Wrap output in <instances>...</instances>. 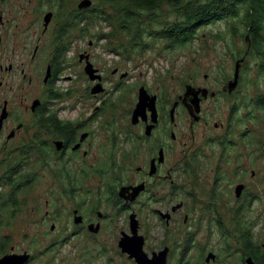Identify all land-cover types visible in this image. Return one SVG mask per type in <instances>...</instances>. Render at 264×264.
<instances>
[{
  "label": "rangeland",
  "instance_id": "374dc122",
  "mask_svg": "<svg viewBox=\"0 0 264 264\" xmlns=\"http://www.w3.org/2000/svg\"><path fill=\"white\" fill-rule=\"evenodd\" d=\"M208 1H161L149 19L153 20L147 21L146 28L161 32L169 23L182 22L183 14L191 5H204ZM93 2L103 3L107 8L106 16L88 22V30L83 36L75 32L73 37H69L68 48L60 56L61 63L68 64V68L63 67L58 73V95L55 102L61 108L57 112L58 117L80 121L87 119L84 123L91 131L90 150L93 153L90 163L99 158L108 160L107 152L111 153L115 147L118 150H114V158L126 157L130 143L124 133L130 124V111L137 101L140 85L151 91L161 89L172 93L175 92L172 87H177L182 81H205L220 85L232 76L235 61L233 55L242 57L245 53L240 92L231 100L233 104L240 105L238 115L241 118L247 115L233 123L231 138L227 135L231 147L226 153L227 161L223 167L228 173L225 182L230 177L236 178L234 159L239 153L234 146L241 143L239 150L242 158L239 159L240 168L237 170L245 171L244 179L249 189L247 202L240 207V202L234 199L233 186L229 190L224 184L216 185L220 190H227L222 197L218 194L212 205L218 212H204V209L188 202L204 188L207 191L208 185L213 187L210 172L213 164L211 146L210 141L205 139L202 141L205 154L199 179L198 176L195 179L189 178L187 173L178 170L176 175L180 178L181 187H170L169 183L166 186L169 194L165 201H182L184 212L188 213L187 218L184 220L181 212L166 225L164 219L153 217L140 206L136 217L141 225L138 233L144 236L145 252L150 254L151 250H157L164 242L171 248L168 264H244V239L253 246L258 257L264 258V68L261 67L264 61V33L263 44L260 38L262 50L254 46L247 50V30L240 24L246 11L256 16L254 8L245 1L235 7V15L224 13L212 18L213 14L194 29L190 40L181 44L176 45L158 34L145 32L143 50L128 46L127 51L115 52L112 48L120 46L118 38H128L126 31H119L118 28L116 37L112 36L114 26H118L115 20L121 12L110 6L115 3L114 0ZM259 18L264 25V13L259 14ZM231 27H234L232 29L237 34L243 33L242 36L232 35L234 32L230 30ZM258 34L261 37L262 32ZM83 47L91 52V61L98 67L100 75L104 76L102 83L105 90L100 92L98 98L89 93L88 86L94 83L83 70L86 63L80 66L74 56ZM203 74H207L205 80ZM99 104L102 105L100 115L91 116L94 107ZM223 109L226 111L225 104ZM224 112L220 119L215 117V120H224ZM232 114L229 112L231 122L236 116V110ZM211 130L219 132L215 128ZM242 130L245 134L239 139L238 134ZM103 131L111 132L109 137L103 139ZM177 135L181 137L179 131ZM39 156V163L35 164L34 159L33 167L21 170L26 177L18 178L16 184L20 186L15 190L17 198L13 202L5 198L14 196L10 194L15 186L12 181H4L0 185V249L3 247L6 253L11 251V247V252L26 251L30 257L25 264H134V260L128 258L127 253H121L117 246L120 231L129 233L128 215L111 214L108 202L99 203V209L108 212L109 218L98 233L75 231L71 212L73 205L68 203L62 188L69 178L65 171H71L72 176H76L79 168L75 162L80 159L63 155L44 160L42 155ZM111 162L107 161L109 165ZM15 172L17 170L10 173ZM103 175L98 173V176ZM140 203L144 204L145 200ZM52 223L53 230L50 229ZM208 252L216 255L215 261H204Z\"/></svg>",
  "mask_w": 264,
  "mask_h": 264
},
{
  "label": "flooded vegetation",
  "instance_id": "af4514ba",
  "mask_svg": "<svg viewBox=\"0 0 264 264\" xmlns=\"http://www.w3.org/2000/svg\"><path fill=\"white\" fill-rule=\"evenodd\" d=\"M80 1L0 0V185L9 180L15 185L10 193L14 196H6V200L13 198L14 201L15 197L17 198L15 190L20 186L16 184L19 182L18 178L26 177L21 170L33 167L34 159L35 164L39 163V155H42L44 160L63 155L69 158L76 156L80 159L75 162L79 168L77 175L72 176L71 171L66 170L69 178L62 188L68 203L73 205L72 223L76 232L96 234L101 230L105 220L109 218L108 212L99 209L101 201L108 202L111 214L122 213L128 215V219L132 213L135 216L139 214L140 206L153 217L164 219L166 225L181 212L185 220L188 213L184 212L185 205L182 201H165L169 194L166 186L169 183L170 187H181L180 178L176 175L178 170L187 173L189 178L195 179L198 176L199 179L205 154L202 141L206 139L210 141L211 146L210 156L213 164L210 172L213 187L208 185L207 191L204 188L198 196L188 202L204 209V212H218L212 205L218 194L222 197L227 190H220L216 185L224 184L229 190L233 186L234 199L237 203L240 202L241 207L249 196L248 184L244 179L245 171L237 170L240 168L239 159L242 158L239 150L241 143L234 146L238 148L236 151L239 153L234 159L236 178L230 177L225 182L228 173L223 166L227 161L226 153L231 147V140H227V135L231 138L233 123L241 121L247 115L246 113L241 118L238 115L240 105L233 104L231 100L240 92L245 53L242 57L233 55L235 61L232 76L220 85L208 84L205 81H182L177 87H172L174 93L161 89L151 91L144 87L149 97L142 113L137 116L136 122H131V114L138 101L137 92V101L130 111V124L125 129V139L130 143L126 157L114 158V150H118L115 147L111 153L107 152L108 160L99 158L98 161L95 159L94 163H90L93 153L90 150L91 131L84 123L87 119H62L57 116L61 108L55 103L58 95V73L63 67L68 68V64L62 62L64 66L62 65L60 56L68 48L69 37H73L75 32H78L80 37L83 36L88 30V22L105 18V6L102 2L95 4L91 0V5L78 7ZM240 2L229 0L224 4L226 13L232 16L231 11L236 9ZM90 44L89 42V46ZM90 54L91 52L83 47L78 49L74 56L80 66L88 60L97 69L95 74L100 75L98 67L91 61ZM80 55L83 56L82 59ZM237 61H240L239 73L234 88L230 90L228 82L233 78ZM112 73L115 71L112 70ZM100 77L103 93L104 76ZM206 78L207 74H203V79ZM90 81L94 84L88 86L89 93L98 98L101 93H92L91 88L99 80ZM187 86L193 88L192 93L186 92ZM203 89H206V92ZM152 96L154 97L151 102ZM223 104L226 105V111ZM101 108V104L96 105L91 116L98 117ZM235 110L236 116L231 122L229 112L232 116ZM222 112L225 119L216 121L215 117L220 119ZM214 128L219 132L211 130ZM177 131L181 133V137L177 135ZM110 133L103 131V139L109 137ZM244 134V130L240 131L239 139ZM113 143L116 145V142ZM107 161L112 162L109 165ZM15 170L17 172L10 173ZM251 172L253 175V171ZM98 173L104 175L98 176ZM238 184L243 187L237 196L235 187ZM121 188H126L122 196L119 194ZM187 194L188 197L191 196L190 193ZM142 200H145L144 204L140 203ZM74 213L81 217L79 223H75ZM95 225L99 226L98 231L92 232L91 229ZM53 228L52 223L50 229ZM138 228H141L140 222ZM122 232L124 231L121 230L120 234ZM244 241L246 243L247 240ZM164 246L168 247V264L171 248L164 242L157 250L151 252ZM10 250L13 251V247ZM243 252L244 264L248 256L256 264H260L256 253H248L245 247ZM240 258L242 260V257ZM215 259L216 255L212 261Z\"/></svg>",
  "mask_w": 264,
  "mask_h": 264
},
{
  "label": "trees",
  "instance_id": "16d2710c",
  "mask_svg": "<svg viewBox=\"0 0 264 264\" xmlns=\"http://www.w3.org/2000/svg\"><path fill=\"white\" fill-rule=\"evenodd\" d=\"M115 3L113 5H110L114 9L120 10V15L117 18L116 23L118 26H114V29L112 31V36L116 37V30L117 28L119 31H126L128 38L126 40L118 38L120 46L116 45V47H113V51H119V50H126L127 47L133 48L135 50H143L145 48L144 45V34L145 32L158 34L160 37H164L167 41L172 42L173 44H181L184 42H187L190 40L192 33L194 29L201 24L205 22V20L212 17L214 14V17L219 16L221 14L226 13L225 5L228 3L229 0H209L204 5H191L189 9L185 11L183 14V20L182 22H175V23H169L165 29H163L161 32H155L150 31L146 28L147 21L151 18V15L157 10V5L164 0H114ZM241 2L248 1L249 4H251V7L254 8V11L256 13V16H253L252 13L246 11V16L243 18L240 24L242 26H245L244 30H247V44L249 47H247V50L250 49L252 46L256 48L257 50L262 46L260 44H263V33H264V25L263 23H260L259 14L264 13V2L263 0H239ZM106 10V8H103ZM103 10L104 17L106 16V11ZM233 15L236 13V9H233L231 11ZM144 14V16H143ZM228 14V12H227ZM153 20V19H151ZM149 20V21H151ZM250 24L253 26L251 27ZM262 26V27H261ZM250 27V29H247ZM234 27H231L230 30L234 33L232 35L242 36L243 33H236V30L232 29ZM253 28V30H252ZM261 31L262 35L259 36L258 32ZM261 38V43H260ZM134 45V47L132 46ZM246 50V52H247ZM258 53L261 54V52L258 51ZM262 68H264V61H262ZM13 198L8 199V201H12ZM245 248H247L248 253L255 254V249L249 244L247 241L245 243ZM5 249L1 247L0 249V255L4 254ZM258 262L260 264H264V258L261 256L258 259Z\"/></svg>",
  "mask_w": 264,
  "mask_h": 264
},
{
  "label": "water",
  "instance_id": "95a60500",
  "mask_svg": "<svg viewBox=\"0 0 264 264\" xmlns=\"http://www.w3.org/2000/svg\"><path fill=\"white\" fill-rule=\"evenodd\" d=\"M91 0H81L78 4V7H85L91 5ZM82 55H80V59H82ZM239 64L240 61L236 62L235 71L233 74L232 80L228 82V88L231 90L234 88L238 73H239ZM85 73L89 76L91 80H99L92 88V93H97L103 91V87L100 83V75L95 74L97 69L93 67V65L86 60V65L84 67ZM124 75V74H123ZM122 75V76H123ZM193 88L190 86L186 87V92L192 93ZM192 90V91H191ZM204 92H206V89H203ZM149 97V94L146 92L145 88L143 86H140L138 89V101L135 105V108L133 109V112L131 114V122H136L137 116L142 113V110L146 104V99ZM153 97H151V102L153 101ZM153 105V104H152ZM59 145V143H57ZM243 185L238 184L235 187V194L238 196L241 192ZM126 188H121L119 194L121 195L122 192ZM122 196V195H121ZM134 196V195H133ZM127 198L132 199V197L127 196ZM81 220L80 216H74L75 223H79ZM92 227V225H91ZM138 227L139 222L135 216L134 213L130 214L129 216V233L122 232L120 234L119 240H118V247L120 248L121 253H127L128 258H133L134 264H166L167 262V253H168V247L164 246L158 251H152L149 255L145 250L143 249L144 244V237L142 234L138 233ZM99 226L95 225L92 230V232H97ZM29 253L26 251H23L21 253L16 252H7L0 256V264H25L29 260ZM215 255L213 252H208L206 257L204 258L205 262H209L210 260H214ZM246 264H256L253 259L248 256L245 259Z\"/></svg>",
  "mask_w": 264,
  "mask_h": 264
}]
</instances>
